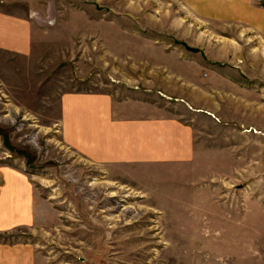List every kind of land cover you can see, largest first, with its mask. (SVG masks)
<instances>
[{
	"label": "rangeland",
	"instance_id": "1",
	"mask_svg": "<svg viewBox=\"0 0 264 264\" xmlns=\"http://www.w3.org/2000/svg\"><path fill=\"white\" fill-rule=\"evenodd\" d=\"M13 1L33 16V47L0 49V161L32 175L42 216L5 237L33 243L34 264H264V115L251 164L198 147L177 166L94 163L60 129L63 93L125 98L146 61L172 52L200 66L205 46L232 37L181 0ZM236 38L226 59L264 77L261 37Z\"/></svg>",
	"mask_w": 264,
	"mask_h": 264
},
{
	"label": "crops",
	"instance_id": "2",
	"mask_svg": "<svg viewBox=\"0 0 264 264\" xmlns=\"http://www.w3.org/2000/svg\"><path fill=\"white\" fill-rule=\"evenodd\" d=\"M181 1L218 27L217 35L232 38L217 47L205 46L200 66L178 60L172 52L165 60L146 61L135 88L125 83V98H115L112 92L63 93L62 139L90 161L121 167L177 166L192 162L198 147L202 155L216 157L214 163H236L244 154L250 164L257 162L264 77L254 74L250 61L239 64L226 58L239 50L236 37L259 36L264 46V0ZM13 2L0 0V49L28 54L34 19L28 11L7 7ZM172 106L181 113L170 112ZM39 202L32 175L0 161V264H34L33 243L5 236L18 229L33 232L42 216Z\"/></svg>",
	"mask_w": 264,
	"mask_h": 264
}]
</instances>
